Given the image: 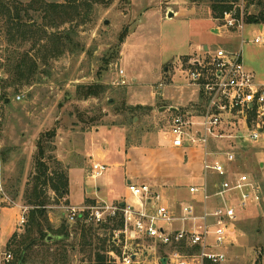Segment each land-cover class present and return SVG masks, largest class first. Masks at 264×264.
Here are the masks:
<instances>
[{"label": "rangeland", "instance_id": "rangeland-1", "mask_svg": "<svg viewBox=\"0 0 264 264\" xmlns=\"http://www.w3.org/2000/svg\"><path fill=\"white\" fill-rule=\"evenodd\" d=\"M33 1L39 0H5V3L26 8ZM44 1L74 5L78 9L73 14L74 21L52 27L43 20L44 15L35 14L36 24L29 23L35 25L31 34L27 27L11 30L6 18L0 15V264H7V254L14 258V252L8 248L11 237L25 233V224L18 225L24 214L22 198L34 173L37 141L42 134L56 130L54 155L65 168L58 157L64 150L58 146L59 137L68 132L79 147L86 133L95 136L99 129L106 134L113 129L124 138L122 142L121 139L115 142L122 143V153L129 148L159 149L170 138L174 116L170 106L195 114L202 110V88L189 85V71L194 69L192 62H209V55L199 47L207 46L210 51L220 47L232 51L241 48L238 35L224 32L218 36L210 32V27L220 28L223 23L220 18L212 17L208 1ZM167 7L171 11L166 14ZM257 11L254 9L252 13L258 14ZM169 13L173 16L169 17ZM260 25L248 22L242 54L246 69L253 72L258 83L264 84V43H252L264 31ZM69 30L80 44L79 52L61 54L56 50L55 56L51 46L58 43L52 44L55 39L51 38ZM123 34L124 42L120 43ZM119 70H124L127 77L125 86L115 85ZM208 77L205 73L203 83L210 80ZM29 82L32 84L27 85ZM95 84L106 88L100 97L81 99L77 94L81 86ZM4 93L8 94L10 103L1 99ZM19 95L24 98L18 102ZM243 129L238 125L233 135H243ZM241 146L238 165L245 172L257 174L258 164L264 161V148L251 142L249 137ZM144 155L150 159L162 158L161 152ZM204 158V153L198 158L202 166ZM132 159L133 156L130 157L133 164ZM220 159L227 161L224 155ZM109 173L113 171L108 168L105 175ZM102 177L98 178L101 182L105 181ZM114 180H120L119 189L122 180ZM17 192L19 197L14 199ZM49 197L51 223L58 226L64 220L71 225L67 244H70L72 264H99L96 253L105 256L107 264H120L125 254H135V264H169L167 248L142 236L127 240L121 233L124 219L120 230L100 229L99 243L95 240L83 248L80 245L83 237L73 230L75 223L69 221L64 202L55 203L51 192ZM110 221L107 218L105 224ZM90 225L97 228L101 224ZM237 228V239L226 251L225 264H264V205L242 211ZM31 264H42L40 257L34 256Z\"/></svg>", "mask_w": 264, "mask_h": 264}, {"label": "built area", "instance_id": "built-area-1", "mask_svg": "<svg viewBox=\"0 0 264 264\" xmlns=\"http://www.w3.org/2000/svg\"><path fill=\"white\" fill-rule=\"evenodd\" d=\"M256 0H238L220 18L224 32L239 36L241 48L235 51L223 48L205 51L209 62H192L190 84L203 90V107L200 113L176 110L171 118L170 141L174 148L201 147L205 150L204 171L214 173L220 179L214 191L207 186L201 189L192 187L191 194L202 193L204 203L215 198L218 204L212 209L198 212L192 204H184L180 211L164 203L163 196L149 185H128V193L138 202L139 208L131 204L97 206H64L71 223L79 217L87 224H103L107 218L121 214L127 240L142 236L168 249L169 264H225L226 251L235 244L240 213L250 208L264 205V164L260 173H235L232 167L237 164V154L230 150L210 151L215 143H245L247 137L257 144H264V84L258 83L255 75L244 65L242 48L245 43V30L249 18L254 16ZM263 28V26H262ZM252 43H264V31ZM205 73L208 82L203 83ZM128 84L124 70H119L117 86ZM162 86V85H161ZM23 96H17L19 102ZM237 121H241L240 124ZM243 127V135L234 136L237 126ZM248 134V135H246ZM235 141L237 143H235ZM224 154L226 163L218 157ZM109 166L94 162L92 179L102 177ZM11 201V200H10ZM157 204L154 212L145 209L148 202ZM11 203L14 204L13 201ZM24 214L18 225L27 221V207H21ZM179 224L181 228H175ZM135 254H125L120 264H135ZM7 254L5 261L10 262Z\"/></svg>", "mask_w": 264, "mask_h": 264}, {"label": "crops", "instance_id": "crops-1", "mask_svg": "<svg viewBox=\"0 0 264 264\" xmlns=\"http://www.w3.org/2000/svg\"><path fill=\"white\" fill-rule=\"evenodd\" d=\"M166 11L167 14L168 11H171V8L167 7ZM209 29L213 34H215L214 31H217L218 33L215 35L220 36L218 27L212 26ZM260 29H264V25H260ZM229 43L230 42H228V44ZM200 49L210 51L207 46H200L199 50ZM169 110L174 113L176 110H179V108L170 106ZM106 133L107 132L103 131V129H99L98 132H95V136L86 133L82 138L81 147L75 143L74 138L70 137L69 132L64 133V137H59L60 142L58 149H63L64 152H59L58 157L68 168L69 196L67 200L69 206H97L104 204L109 206H121L122 203H128L139 208L137 200L128 193L127 188L129 184L151 186L163 196L164 203H168L170 207L177 212L180 211V207L184 204L194 205L198 212L203 211L205 208L212 210L218 204L215 198L204 203L201 192L197 194H191L190 192L192 187L201 189L204 186H207L210 191H214V185L220 181L218 176L214 173H205L202 161L198 159L201 157L202 153L205 155V150L203 148H174L170 138H167V140L160 145L159 149H147L148 147L129 148L125 153H122L121 142L124 138L120 134L118 135L114 132L113 129L109 130L108 134ZM117 139H121L118 145L115 144ZM243 144L244 143L237 145L229 142H212L210 151L234 150L233 152H235L238 157L240 155L239 151L242 150L241 145ZM259 145L264 148V144ZM145 150L147 152H142ZM148 152H161L162 158L158 160L150 159L148 155H144ZM187 154H190V156L193 154V156L190 158ZM222 155L224 154H221V156ZM131 156H133L132 160H135L133 164L130 160ZM221 156L218 158L220 159ZM94 162H103L107 164L109 170H111V172L113 171V174H104L103 177L105 178L103 180L105 181L102 182L99 181L100 179H92L91 169ZM238 163L239 160L237 158V164L232 167V170L238 174L244 173L245 171ZM263 164L264 161L258 164V173H260ZM246 172L252 173L250 171ZM114 178H120L122 180V185L119 189L117 183H119L120 180L115 181ZM145 209L149 212H154L157 209V204L153 201L148 202V204L145 205ZM177 226H179V224H177L175 228H181V225L180 227ZM236 231L238 232V228ZM12 234L13 231L11 235Z\"/></svg>", "mask_w": 264, "mask_h": 264}, {"label": "trees", "instance_id": "trees-1", "mask_svg": "<svg viewBox=\"0 0 264 264\" xmlns=\"http://www.w3.org/2000/svg\"><path fill=\"white\" fill-rule=\"evenodd\" d=\"M69 1V0H68ZM207 2L210 4L212 17L219 19L225 11H228L232 4L238 0H191L192 3ZM66 3L48 4L44 0L33 1L28 7L23 8L21 4L5 3V0H0V15L6 18V23L11 30L29 28L30 33L35 31V25L29 24L30 21L35 20V14L44 15L43 20L47 21L49 26L58 27L61 24L74 21L77 10L74 5ZM255 14L249 18V24L258 23L264 24V0H256ZM22 13L25 14L22 15ZM33 14V15H32ZM9 31V33L11 32ZM54 44L51 46L53 53L70 52L72 54L79 52L80 44L75 41L72 32L65 31L55 35ZM125 35H121L120 43L124 42ZM32 84L29 82L27 85ZM106 88L102 85L95 84L90 86H81L77 94L81 99L98 98L105 93ZM9 98L8 94L4 93L1 99L3 102ZM56 130L48 131L41 135L37 141V150L34 156V173L31 180L28 182L27 188L24 192L22 201L24 207L28 208L27 221L25 224V233L19 236L14 234L8 242V248L14 252V258L7 264H31L34 256L40 257L42 264H72L71 254L69 253L67 244L71 237V225L62 220L58 226H54L49 218L52 207L51 197L49 192L54 195L53 201L55 203L64 202V206H69V176L68 168L63 167L62 163L54 155L56 151L55 139ZM14 199L19 197V192L14 194ZM108 224H101L97 228L87 224L85 219L79 217L77 222L72 226L73 230L79 232L83 237L81 246L89 247L96 240L98 243L100 237L98 230H113L117 231L123 227V217L121 214L110 218ZM60 236L61 239L57 241L47 242L48 235ZM105 241L103 245L106 246ZM17 249L13 250V247ZM74 251V248H71ZM38 253V254H36ZM13 257V256H12ZM96 260L99 264H107L105 256L96 253Z\"/></svg>", "mask_w": 264, "mask_h": 264}, {"label": "water", "instance_id": "water-1", "mask_svg": "<svg viewBox=\"0 0 264 264\" xmlns=\"http://www.w3.org/2000/svg\"><path fill=\"white\" fill-rule=\"evenodd\" d=\"M172 16H173V14L171 13V14H170V17H172ZM105 23L107 24L108 21L105 22ZM214 33L217 34L218 32H217V31H214ZM8 101H9V99L6 100V102H8ZM121 207H125V203H122V204H121ZM60 239H61L60 236H55V235L50 234V235H48L46 241H47V242H52V241H57V240H60Z\"/></svg>", "mask_w": 264, "mask_h": 264}, {"label": "flooded vegetation", "instance_id": "flooded-vegetation-1", "mask_svg": "<svg viewBox=\"0 0 264 264\" xmlns=\"http://www.w3.org/2000/svg\"><path fill=\"white\" fill-rule=\"evenodd\" d=\"M7 99H9V101H8V102H6V100H7ZM7 99H5V101H4V102H5V103H10V98H7Z\"/></svg>", "mask_w": 264, "mask_h": 264}]
</instances>
